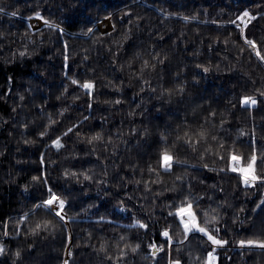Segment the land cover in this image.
Returning a JSON list of instances; mask_svg holds the SVG:
<instances>
[{"label":"trees","instance_id":"obj_1","mask_svg":"<svg viewBox=\"0 0 264 264\" xmlns=\"http://www.w3.org/2000/svg\"><path fill=\"white\" fill-rule=\"evenodd\" d=\"M257 243L264 0H0V264H264Z\"/></svg>","mask_w":264,"mask_h":264},{"label":"rangeland","instance_id":"obj_2","mask_svg":"<svg viewBox=\"0 0 264 264\" xmlns=\"http://www.w3.org/2000/svg\"><path fill=\"white\" fill-rule=\"evenodd\" d=\"M105 19H109V20H110V17H106V18H104L103 20H105ZM30 20H32V21L30 22ZM103 20H102V21H103ZM27 21H28V23H29L31 29H33V30H35V29L41 27V26L45 23V22H44L40 17H38V16L30 17L29 19H27ZM110 21H111V20H110ZM110 21H109V22H110ZM96 26L100 29L101 32H106V31L110 30V29L113 27V24H112V22H110V23H106V24H105V30H104V31H103V29L98 25V22H97ZM101 29H102V30H101ZM248 103H249V104H253V103H254V99H253V98H249V99H248ZM232 160H233V161H232ZM232 160H231V168H232L233 170H235V171L241 172V173L244 175V177H245V180H246L245 182H246V183H250V182H251V177H250V176L252 175V168H251L250 166H247V167L242 168V166H241V160H240L238 157H234ZM164 166L167 168V167L169 166V162H166V163L164 164ZM53 196H56V195H53ZM57 197H58V196H57ZM50 198H52V197H50ZM50 198H49V199H50ZM58 198H60V197H58ZM49 199H47V200L44 202V204H45L48 208H50L52 211H54V212H56V213H60V209L62 208L63 204H62V206H61V208H60L59 210H55L54 208H52V206H50V205L47 203V201H48ZM60 199H61V198H60ZM62 203H63V201H62ZM178 217H179V219L181 220V222H183V223L185 224V226H186V230H187L188 232H192V231H194V230H200V228H199V227L197 226V224H196L195 217H194L193 212H192V210L190 209L189 206L179 209V210H178ZM255 244H256V243H255ZM258 244H263V245H264V243H257V245H258ZM208 258H209V263H210V264H214V263H215V261H216V256H215V253H214V252H211V253L208 255ZM170 264H177V263L172 262V263H170Z\"/></svg>","mask_w":264,"mask_h":264},{"label":"bare ground","instance_id":"obj_3","mask_svg":"<svg viewBox=\"0 0 264 264\" xmlns=\"http://www.w3.org/2000/svg\"><path fill=\"white\" fill-rule=\"evenodd\" d=\"M103 20V19H102ZM100 20L98 22V25L103 29V31L105 30V24L106 23H110L111 21L109 19H105V20ZM32 20H30L31 22ZM110 21V22H109ZM101 29V30H102ZM233 161V160H232ZM47 203L52 206V208H54L55 210H59L62 206V200L60 198H58L57 196H52V198H50Z\"/></svg>","mask_w":264,"mask_h":264}]
</instances>
